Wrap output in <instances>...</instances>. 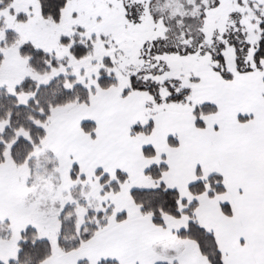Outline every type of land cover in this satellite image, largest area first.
<instances>
[{
  "label": "snow or ice",
  "instance_id": "snow-or-ice-1",
  "mask_svg": "<svg viewBox=\"0 0 264 264\" xmlns=\"http://www.w3.org/2000/svg\"><path fill=\"white\" fill-rule=\"evenodd\" d=\"M0 264H264V0H0Z\"/></svg>",
  "mask_w": 264,
  "mask_h": 264
}]
</instances>
